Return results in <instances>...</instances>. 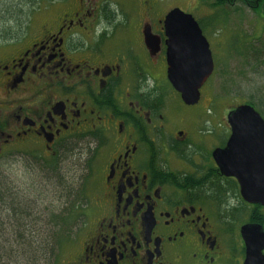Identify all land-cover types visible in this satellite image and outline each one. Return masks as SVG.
Listing matches in <instances>:
<instances>
[{"label":"flooded vegetation","instance_id":"obj_1","mask_svg":"<svg viewBox=\"0 0 264 264\" xmlns=\"http://www.w3.org/2000/svg\"><path fill=\"white\" fill-rule=\"evenodd\" d=\"M24 3L0 7V159L8 174H38L50 202L83 190L61 211L76 220L66 264H264V206L213 158L230 126L218 146L199 103L168 79L170 51L197 76L196 26L166 22L175 9L195 15L169 0ZM12 211L9 201L0 210L4 250Z\"/></svg>","mask_w":264,"mask_h":264},{"label":"rangeland","instance_id":"obj_2","mask_svg":"<svg viewBox=\"0 0 264 264\" xmlns=\"http://www.w3.org/2000/svg\"><path fill=\"white\" fill-rule=\"evenodd\" d=\"M20 1L0 0V7L6 8L12 4L9 7L12 8ZM169 6H178L195 15L208 33L216 63L215 70L211 80L201 91L200 102L193 113L197 118L201 116L212 122L214 129L209 132V138L216 140L220 146L227 138L229 127L226 123L227 114L236 107L250 103L264 119V20L241 4H236L233 9H227V16H223L220 22L214 21L215 17L217 18L216 9L208 7L202 0H169ZM226 18V22H222ZM166 98L168 102L172 101L169 97ZM6 160L0 159V177L5 176L6 182L13 183L10 187L21 195L16 197L27 208L33 220L48 213L51 204H56L53 211L59 214L66 208L77 206L78 199L81 201L83 198L81 189L80 193L77 190L76 197L70 195L58 202L61 200L59 195L54 202H50L48 197L40 196L42 189L38 187L41 181L38 174L15 167L11 169L9 176L11 162ZM57 191L67 193L63 188ZM88 192L89 188L84 195ZM48 221L46 216L44 222ZM62 235L65 236L63 231ZM68 239L72 240L70 237ZM68 244L69 242L57 254L56 264L67 263L70 254Z\"/></svg>","mask_w":264,"mask_h":264},{"label":"water","instance_id":"obj_3","mask_svg":"<svg viewBox=\"0 0 264 264\" xmlns=\"http://www.w3.org/2000/svg\"><path fill=\"white\" fill-rule=\"evenodd\" d=\"M166 22L169 31L180 30L174 23L196 26V61L191 60V64L197 76H184V61H179L180 53L170 51L168 79L186 105L198 104L200 90L214 72L209 43L194 17L180 9L173 10ZM177 44L180 42L177 41ZM227 123L231 128V136L227 146L216 150L213 158L223 175L237 179L245 201L264 206V119L253 106L243 104L228 113ZM243 236L251 254L254 251L253 238L246 233Z\"/></svg>","mask_w":264,"mask_h":264},{"label":"trees","instance_id":"obj_4","mask_svg":"<svg viewBox=\"0 0 264 264\" xmlns=\"http://www.w3.org/2000/svg\"><path fill=\"white\" fill-rule=\"evenodd\" d=\"M24 1L21 0L20 3L15 4V8L28 5ZM202 1H205L208 7L216 9L217 18L215 17L214 21L220 22L223 16H227L226 10L233 9L236 4H241L252 10L258 14L260 19L264 20V0ZM226 20L227 18L222 22H226ZM5 185V178L2 176L0 177V210L5 202L9 201L15 224L13 225L14 232H11L8 238L7 250H4V243L7 240L0 236V264H56L57 254L60 253L64 245L70 242L67 234L76 220H72V217L64 211L59 214L49 211L33 220L27 208L18 200V196L16 197L17 194L7 191ZM66 191L67 189H65ZM1 216L0 212V219ZM46 216L49 221L45 223ZM62 231L67 238L62 235Z\"/></svg>","mask_w":264,"mask_h":264}]
</instances>
